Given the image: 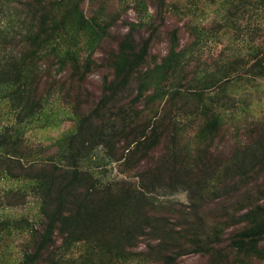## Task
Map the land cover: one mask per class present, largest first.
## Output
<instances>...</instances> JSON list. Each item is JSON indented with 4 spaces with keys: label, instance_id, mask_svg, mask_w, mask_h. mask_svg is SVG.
Wrapping results in <instances>:
<instances>
[{
    "label": "trees",
    "instance_id": "1",
    "mask_svg": "<svg viewBox=\"0 0 264 264\" xmlns=\"http://www.w3.org/2000/svg\"><path fill=\"white\" fill-rule=\"evenodd\" d=\"M15 1L21 6L19 14L24 8L27 12L21 19L24 31L21 28L19 37L10 23L12 20L8 26H0V102L8 101L14 113L13 122L1 124L0 112V176L20 183L5 192L0 205H24L29 190L38 210L35 225L29 227L30 221L24 217L15 221L29 231V242L24 245L20 264H76L66 258V252L77 243L86 244L88 254L82 255L84 262L79 263L84 264L93 252L91 244L97 241L88 229L102 223L104 217L115 221L112 231L115 247L101 240H98L99 246L108 251L114 247L115 253L140 261L152 259L155 264H176L187 250L216 256L223 250L219 247L220 234L226 226L239 229L230 238L228 248L246 255L258 254L260 242L264 240V121L250 123L253 125L251 136L240 142L223 164L211 162L210 143L224 125L221 99L211 102V106L202 103L197 106L200 112L193 113L198 118L195 137L203 147L192 161L177 160V155L170 151L152 170L133 174L138 176L136 185L124 178L100 181L89 168H84V161L91 158L87 155L101 147L106 158L122 159L123 170H133L165 135L176 138L178 132L166 130V125H174L175 121L159 115L151 123H137L140 111H135L133 106L150 85L154 86V93L147 97V104L166 93H170L169 100L176 98L177 88L169 84L186 66L184 55L178 49V29L173 28L168 33L169 50L162 62L141 72L152 34L138 47L133 44L136 28L133 24L110 64L114 76L107 82L101 99L87 115L77 117L74 132L59 140L57 159H51L46 154V145L27 141L25 129L45 113L50 95L63 90L64 77L69 84L68 89L63 90V97L73 98V108L75 114L78 113L76 108L83 85L97 68L93 53L106 37L110 23L98 15L87 17L80 7L84 0ZM139 3L144 1L139 0ZM157 3L160 13L166 11L163 7L168 0H157ZM179 3L178 0L172 2V6L180 10ZM10 8L9 0H0V12H9ZM217 13L221 19L210 27L196 23L189 27L193 44L197 46L203 36L219 31L232 30L236 38L250 31L248 41L256 43L249 45L247 51L252 60L248 74L252 79L264 77V21L263 25L256 22L260 20L257 17L263 19L264 0H223ZM70 26L76 33L87 34L85 53L81 54V48L75 45L77 34L68 36ZM233 63L230 65L234 66ZM230 65L226 64L223 70L227 74L225 78L230 77ZM216 72L205 80L215 78ZM133 79L137 92L127 100L126 93ZM161 82L168 83L170 89L166 90L168 85L163 88ZM111 100L119 109L115 116L121 128L116 127V121L103 119V113L108 110L107 102ZM127 126L128 134L123 131ZM117 150H121L120 157L116 156ZM138 152L141 155L137 156ZM184 157L190 158V154L186 151ZM92 158L98 160L97 156ZM148 173H152L150 177ZM164 176L172 184V190L190 191L191 208L198 218L199 208L212 209L215 224L206 227L202 221H185L175 225L161 215L160 203L150 196L161 188L157 181ZM57 235L61 239L58 245Z\"/></svg>",
    "mask_w": 264,
    "mask_h": 264
},
{
    "label": "rangeland",
    "instance_id": "2",
    "mask_svg": "<svg viewBox=\"0 0 264 264\" xmlns=\"http://www.w3.org/2000/svg\"><path fill=\"white\" fill-rule=\"evenodd\" d=\"M143 1V4L139 3V0L82 1L80 7L87 17L98 15L101 19L108 21L110 26L106 37L97 45L93 53L97 68L87 76L83 85L84 89L81 91L83 95L81 94L79 105L76 108L78 113L75 114L73 98L70 100L63 97V90L68 89L69 84L68 78L64 77L63 80L66 83L63 90L60 93L55 91L50 95L45 113L25 129V137L28 142L46 145L48 158L57 159L56 153L59 149V140L66 134L74 132L77 117L79 119L93 109L101 99L107 82L113 79L114 72L110 64L114 60L119 45L125 40L133 24L136 26L134 30L135 42L133 44L138 47L146 37L152 34L147 55L140 66L141 72L152 69L156 64L162 62L169 50L168 33L173 28L178 29V49L184 55L186 66L181 74L176 75L169 84H173L177 88L176 98L169 100L170 93H166L163 97L147 104V97L154 93V86L150 85L140 100L133 106L135 111H140V115L136 120L137 123L143 121L151 123L159 115H166L167 119L170 118L175 121L174 125H166V130L168 133L176 134L178 132L176 138L173 139L170 134L165 135L156 148L149 151L147 156L143 158L144 160L140 163V166L135 167L133 170H123L120 166L122 159L118 161L109 160L105 157L104 149L98 147L95 152L92 151L87 155L91 158H87L83 165L84 168H89L93 176L100 181L124 178L136 185V183L138 184V176H133V174H142L152 170L154 166L159 164L160 158L162 156L166 157L170 151L177 155V160L188 159L192 161V159L197 158L201 153L203 144L198 143L195 137L198 118L194 117L193 113L200 112L197 106L200 107L202 103L211 106V102L221 99L219 104L222 105L221 107L225 111L223 128L215 134L210 143V153L212 155L210 161L220 165L223 164L224 159L231 155L240 142L251 136L250 131L253 129V125L250 123L264 121V77H253L254 79H252V76L250 77V74H248L252 60L247 55V51L249 45L256 43L248 41L250 40V34L248 33L250 31L244 32L241 37L237 38L232 30L219 31L215 35L203 36L199 45L193 44L194 38L189 27L196 23L199 26L202 25L208 28L214 21L220 20L221 17L217 10L223 0H178L180 3L177 6L180 10L172 6V2L175 3L177 0H168L166 6L163 7L166 11L162 13L159 12L157 0ZM9 6L11 7L9 12L6 10L0 12V26L5 27L12 23L19 34L22 28L21 19L25 17L27 8H24V12L19 14L21 6L15 0H9ZM262 17L263 19L257 17L260 20L256 22H261L260 25H263L264 14H262ZM9 21L11 22L9 23ZM251 21L255 22L252 19ZM22 31H24V28H22ZM67 32L68 36L77 34L75 45L81 48V54L85 53L87 49L84 42L87 39V34L83 31L76 33L73 26H70ZM262 32L264 33V27ZM17 36L19 37L20 34ZM232 61L234 66L230 65ZM226 64L232 67L229 78L224 76L227 75L223 71ZM218 68L221 69L220 72H216ZM212 72H216L215 78L205 80ZM234 74L238 75L232 77ZM248 77L251 80L246 82L245 79ZM160 85L165 88L168 83L161 82ZM169 85L166 90L170 89ZM136 88L137 84L133 79L126 93L127 100L134 97L137 92ZM114 102V100L107 102L108 110L103 113V119L111 123L116 121V127L121 128L115 116L119 109L114 106ZM0 112L2 113L1 124L14 121V113L8 101L2 100L0 102ZM123 131L126 133L128 126L124 127ZM186 151L190 154V158H183ZM120 153L121 150H117L116 156L120 157ZM139 155H141V152H138L137 156ZM92 156H97L98 160H94ZM98 164L101 166L94 167ZM150 174L152 173L146 175L150 177ZM261 179L262 177L259 181ZM168 182L166 176L162 177L157 181L161 188L150 196L152 200L160 203L158 212L161 215L167 216L168 220L175 225L185 221H202L206 227L215 224L213 223L215 213L212 212V209L207 206L199 208L200 218H198L196 212L191 208L190 191L184 188L172 190V184ZM19 183L16 179L0 176V200H3L2 196L4 197L8 189L16 187ZM26 200L27 202L24 205H0V264H20L23 258L24 245L29 242V231L26 227L15 224V221L24 217L30 221L27 224L29 227L32 224H37V204L29 190L27 191ZM111 218L114 221V215ZM114 222H110L104 217L102 223L89 227L90 235H93L94 239L97 238V241L91 244L94 249L85 263L155 264L152 259L140 261L122 253H115L113 250L115 247L114 234L112 232ZM238 230L233 226L223 228L220 234L221 243L219 244L220 249L223 250L218 255H207L206 253L187 250L178 257L176 264H264V240L260 242L259 251L256 255L237 253L235 250L228 248L230 238ZM98 240L114 247L108 251L106 247L99 246ZM60 242L61 239L57 235V245ZM142 247L143 244H141ZM85 248L86 244L84 243L75 244L66 252V258L79 264L83 261L81 256L88 254L87 251L85 252Z\"/></svg>",
    "mask_w": 264,
    "mask_h": 264
}]
</instances>
